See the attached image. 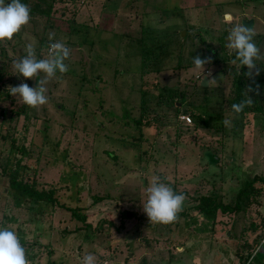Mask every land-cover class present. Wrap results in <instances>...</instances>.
I'll return each mask as SVG.
<instances>
[{
    "label": "rangeland",
    "instance_id": "1",
    "mask_svg": "<svg viewBox=\"0 0 264 264\" xmlns=\"http://www.w3.org/2000/svg\"><path fill=\"white\" fill-rule=\"evenodd\" d=\"M52 10L0 42V226L18 233L30 264H80L87 253L96 264H241L239 256L256 253L251 264H264L261 181L235 214L203 215L193 203L211 196L234 205L246 182L264 178V114L256 110L264 61L247 77L226 47L230 27L252 20L264 55V0H58ZM50 35L71 49L69 71L34 109L7 89L36 86L16 75L14 61L28 43L47 58ZM139 38L153 54L139 55ZM197 55L211 57L205 69L217 86L195 79ZM256 81L263 91L250 92L254 104L225 127L231 105ZM236 89L241 98L232 100ZM6 164L38 190L54 188L55 205L12 192ZM156 176L186 196L174 223H150L142 211ZM74 208L84 223L71 216Z\"/></svg>",
    "mask_w": 264,
    "mask_h": 264
},
{
    "label": "clouds",
    "instance_id": "2",
    "mask_svg": "<svg viewBox=\"0 0 264 264\" xmlns=\"http://www.w3.org/2000/svg\"><path fill=\"white\" fill-rule=\"evenodd\" d=\"M225 19L231 21L232 18L226 15ZM30 20L31 9L29 5L22 3V0H11L10 3L0 0V42L11 41L30 23ZM255 35L254 29H249L241 22L234 23L228 31L226 45L230 54L235 55L231 63L235 65L239 62L242 67L246 66L248 71L245 76L253 79L260 74L257 61H264V55L255 43ZM49 41L47 58H41L35 46L28 43L24 48V55L14 61L17 76L22 75L37 83L36 86L30 87L28 83L22 82L17 86H9L7 90L12 96H19L30 108L46 105L49 102L48 84L69 71L66 61L71 57V49L63 41L55 40L54 35L49 36ZM192 63L193 71L200 83L207 80V87L217 86V79L213 77L211 70L206 72L205 69L206 65L212 63L211 57L201 58L197 55L193 57ZM252 91L254 89L247 86L244 99L231 105L232 116L221 121L225 127H231L233 120L254 104L253 98L249 95ZM146 191L147 200L142 203V211L150 223L170 224L179 219L186 200L183 193L175 191L171 184L160 176L149 182ZM0 264H30L18 233L6 226H0ZM80 264H96V256L87 253L81 258Z\"/></svg>",
    "mask_w": 264,
    "mask_h": 264
},
{
    "label": "trees",
    "instance_id": "3",
    "mask_svg": "<svg viewBox=\"0 0 264 264\" xmlns=\"http://www.w3.org/2000/svg\"><path fill=\"white\" fill-rule=\"evenodd\" d=\"M32 1H33V4H31L32 6H29V7L31 9V18H34V17H49L51 12L53 11L52 10L53 5L58 0H32ZM29 2H30V0H22V3H25L27 5ZM41 2H43V3L47 2L48 4L45 8H43L40 5ZM75 31H77V29ZM133 42H134L133 46H137V50L139 52V55H141L142 57H145L147 54H153L149 48L146 49V45L143 44L144 40L142 38H139L138 40H134ZM194 54H195V52L192 55H194ZM154 57L156 58V56H154ZM179 62H180V60H179ZM178 65L181 66L182 64L178 63ZM236 81L239 82V79L237 78ZM257 83H259V81H256L255 83L253 82L251 84V87L254 89V91L256 89L262 90L263 86L261 85V83H259V85ZM239 84H240V82H239ZM233 87L235 88V82H234ZM236 91H237V89L232 90V94H233L232 100H238L241 98L240 95L237 94ZM254 91H252V92H254ZM167 92H168L169 97L174 96L172 91H167ZM258 97H259L258 98L259 102L256 105V110L258 109L257 111H260L258 113L264 114V95L263 96L258 95ZM18 114L26 115V111H24V110L19 111ZM193 118L195 119L196 122H199V114L197 116L194 115ZM3 122H4L3 110L0 109V123H1V125H3ZM184 124L189 125L186 122H184ZM135 125H136V127H140L141 126V120L135 121ZM140 129H136V131L142 132ZM215 129L218 130V128H215ZM21 150H22V148H21ZM24 153H25L24 150H22L21 154H24ZM18 170H19L18 166L16 169H10L8 167V164H6L5 168L3 169V173H5V175H8V177H9V187H10L12 192H15V194L20 196V197H23V198L26 197L27 199H31L35 203L45 202L47 205H50V206L55 205V203H56V191L54 190V188H51L50 190H38L36 188L34 182L28 183V182L23 181L21 178H19ZM258 181H261L264 184V178H260V177H255L253 180H251V182L250 181L246 182L244 184V187L237 194V196L235 198L234 205H230V204L223 205V204H220L219 202H216V199L214 197L200 196L198 198L193 199V203H195L194 209L203 215H211L217 210H221V212H223L224 214L225 213H229V214L238 213L241 210L243 204H245L246 202H249L248 200H250V198L253 195L258 194V191L254 188V182H258ZM99 200H101V199H99V198L96 199V201H99ZM69 211L71 212V216H73L76 220H78L82 223L85 222V216L79 214L77 209H75V208L69 209ZM183 215H184V212H181L179 214V218L182 217ZM122 216H123L122 218H129L130 216H132V214L129 212H123ZM122 225L123 224L121 223L120 227H123ZM86 227L89 228V226H86ZM254 254H256V253H254ZM254 254L252 253V254L248 255L246 257V259H244L242 256H239L241 264H251L256 258L255 257L256 255H254ZM260 263H261V260H260Z\"/></svg>",
    "mask_w": 264,
    "mask_h": 264
},
{
    "label": "water",
    "instance_id": "4",
    "mask_svg": "<svg viewBox=\"0 0 264 264\" xmlns=\"http://www.w3.org/2000/svg\"><path fill=\"white\" fill-rule=\"evenodd\" d=\"M242 25L248 27L249 29H252V27H253V21L252 20L243 21L242 22ZM206 84H207V80H205L203 83H200V86L203 87V88H205V87H207Z\"/></svg>",
    "mask_w": 264,
    "mask_h": 264
},
{
    "label": "built area",
    "instance_id": "5",
    "mask_svg": "<svg viewBox=\"0 0 264 264\" xmlns=\"http://www.w3.org/2000/svg\"><path fill=\"white\" fill-rule=\"evenodd\" d=\"M195 79H196V80H199L198 77H197V75L195 76ZM179 118H180L181 121H184V122H186L187 124H191V119H190L189 117H186V116H180ZM98 264H107V262H100V263H98Z\"/></svg>",
    "mask_w": 264,
    "mask_h": 264
}]
</instances>
